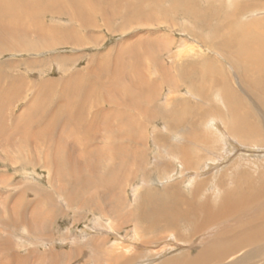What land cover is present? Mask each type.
Listing matches in <instances>:
<instances>
[{"label": "rangeland", "instance_id": "1", "mask_svg": "<svg viewBox=\"0 0 264 264\" xmlns=\"http://www.w3.org/2000/svg\"><path fill=\"white\" fill-rule=\"evenodd\" d=\"M194 1H198L197 6L200 11L210 7L211 14H224L221 10L215 11L213 9L218 4L224 5L225 14H228V12L232 14L233 9L230 11L231 6L225 5V0ZM247 1L253 3L248 7L247 15H239L236 19L243 23L252 22V48L256 47L258 49L259 45H256V42L260 40L258 38L264 35V24L256 25V22L258 20L264 21V0ZM241 2L242 0H235L234 3L237 5ZM43 3L42 0V2H35L33 5L32 2H29L28 5H32V7L41 6ZM213 4L215 5L213 6ZM161 5L167 7V9L172 6L170 0L163 2ZM124 7L127 8V6ZM31 8L29 9L31 10ZM18 9L19 13L17 15L13 16L11 13L0 15L1 22L12 25L13 21V26L19 27L20 30L25 32L23 36L21 35L22 38H19L5 32L4 28L0 26V36L3 34L5 36L0 40V128L6 133L4 135L0 134V247L5 240H9L11 243L9 244V250H7L8 254L20 253L22 257L25 255L27 260L25 258L23 264H85L84 260L92 261L90 255L87 256L84 253L79 255L73 249L79 246L86 248L88 244L87 236L96 237L99 243L107 240V242H104L106 245H103V247L111 246L115 236L110 228L116 227L119 222L125 224L122 231L119 232L121 237L125 239L122 243L125 245L126 250V247L132 244L130 234L133 232L136 236L139 233L138 228L140 225L137 223V228L133 221L128 225V220L123 216L119 217L118 222V218L115 219V213L109 211L102 213L99 209L97 210L96 206L101 205V200H103L101 199L102 195H107L104 192H108L107 199L110 198V194L114 195L112 196L114 199L112 202H115L116 199L120 203L121 209L119 212L123 214L125 211H132L136 208L141 194H149L154 191L163 192L167 195L169 187L178 184V193L189 199L193 198L191 193L194 192L193 190L196 189L197 184L205 180H209L208 183L211 185L212 183L214 185L218 184L221 179L228 181L229 184L236 182L235 184L246 192H250L247 189L250 181H252V190L255 191V188L259 187V183L264 177V147L261 146V144H264V109L239 84L240 78L236 74V71H239L231 68L225 59L220 58L214 52V48L210 46V44L212 45L216 40H219V35L217 36V33L211 28V25L217 23L216 20H209L207 22L208 28L206 25L200 24L202 22L200 20H196L198 22L191 20L190 14L184 11L166 15L162 9H159V13L153 16V20L134 22L135 20L126 21L122 17H115L114 19L111 17L110 23L106 21L107 26L103 25L106 22L102 17L96 16V28L84 30L79 24H69L70 22L65 18H60L55 21L66 26L63 27V32L67 33L64 36L68 40L71 39L70 42H72L62 44L58 42V39H61L59 34L46 31L45 36L38 33L39 28L43 24L47 27L48 21L51 20L48 13L43 10L34 17V20L31 18L34 14L28 12L27 9L25 10L24 6H18ZM225 14L219 23L226 24ZM44 15L48 18L47 25L45 24ZM90 18H92L91 15ZM53 20L51 22H54ZM32 24L34 27H32ZM27 32L28 34H26ZM68 32L71 33L70 37ZM242 37L249 39L246 33ZM54 38L56 41H54ZM4 41L6 42L4 43ZM35 44L37 45L35 46ZM211 48L213 49L210 50ZM134 52H137V57L135 56V59L132 60ZM252 58L253 61L256 60L253 55ZM229 62L235 67L234 63ZM182 64L185 67L189 64L194 65L193 69L187 68L189 81H183L184 79L178 74L180 73L178 68L182 67ZM209 67H214V70ZM88 68L92 71L99 68L104 70L100 71L104 75L96 84L95 80H89ZM254 72H252V81L259 80L261 72H256V70ZM75 73H78L79 78H81V84L78 85L79 89L76 92L69 91L67 97L62 100V89L66 87L64 84ZM224 75L228 82L233 85L232 87L237 88L238 94L253 109L252 112L250 108L251 115H254L251 119L253 124L261 128L263 140L238 135L235 137L233 134H229L228 131L223 134V130H212L209 125H206L195 130L196 134L204 133L199 137L206 143L196 145L190 143L189 145L191 147L190 151L195 152L193 156L197 158V162L193 167L195 170L176 173V169L179 170L183 167L184 161L178 155L174 146L183 144V141L186 143L187 140L183 137V134L181 135V132L177 135L178 132L175 128L168 127L169 130L165 127L166 122L163 114L166 111L175 109L178 111L180 106L176 107L173 104L175 101L180 103L178 99L188 102L189 108L187 107V109L189 111L197 109L195 104L203 102L202 95L206 98L208 96L212 97V101L227 114V108L222 105V102L213 97V95L216 97L218 94V92H215L216 94L213 92V85L218 86V81L225 78ZM138 81H145L147 91L146 95L145 93L141 94L143 97L141 99L146 101L147 104L143 103L150 108V116L144 117L137 114L135 113V107H130L127 103L124 105L122 102L124 93L121 94L120 88L128 86L136 96V92H139L134 89ZM46 82L52 83L48 84V90L46 88V90H41L39 93L40 99L44 102L41 108L35 111V114H38L35 116L32 110L28 112V108L31 109L36 103L42 102L36 99V87ZM190 82L191 84L194 82L193 85H195L194 91L192 90L193 96L189 95ZM92 85L98 89L95 92L91 91L90 94L87 89L82 88L84 86V88L89 89V86ZM112 86L117 87L118 93L108 90ZM154 90L155 94L153 93ZM173 91L180 92L181 98L173 99L172 102L170 97L172 93H175ZM95 97H100L101 101L97 103L99 104V112L102 111V115L97 118L101 121V124L96 126L90 144L83 147L80 145L82 140L79 139H82V132H77L80 127L74 126L73 123L72 125L77 131L67 137L66 131H62L66 119H59L58 126H56L58 129L54 133V136L57 138L63 137V140L65 139L67 142L71 143L73 140L72 143L74 142L76 150H74L75 158L71 159L73 161L70 164L73 166L79 165V167H70V170L66 168L64 170L63 164H60L59 169L57 168L58 170L55 171L37 158L35 153L32 155L31 150H36L30 148V146L38 145L39 142L31 135L32 124L29 122L31 118L43 117L47 121L52 112L57 110L60 101H63L64 106L75 100L78 108L82 106L90 107L92 99ZM149 97H153V99L157 97L158 100L154 99L151 103ZM2 103L3 105H1ZM48 104L49 106L55 105L53 111L47 112L46 106ZM213 107V103L207 105L205 102L203 105V109L209 111V113L213 112ZM89 112L83 114V120L79 123L83 125L87 123L88 125L89 118L95 117L94 109L91 111L89 109ZM133 115L138 116L139 121H137L140 127H138L135 120L133 122ZM114 117L120 120V124H113ZM129 118L132 122L127 128L122 123L130 120ZM15 126L23 130L25 139L30 142L29 148L23 145V133H19L17 130L14 131ZM128 133L130 136H128ZM135 140L139 143L138 154ZM114 142L126 146L125 159L128 162L121 160V157H112L111 153L118 152L113 147ZM193 146L196 147V150L192 149ZM54 149L55 147H53ZM171 151L176 153L172 154ZM85 152L89 153L87 158L82 156ZM79 155L80 157H78ZM75 161L79 164H75ZM163 162L170 163L169 172L164 173V167L161 168V171L158 168ZM114 165L120 167L116 174L110 173V169ZM209 165H212V168L207 171ZM234 165L236 169L233 168ZM127 169L128 171H126ZM85 170H87V173ZM205 170L207 174H202ZM198 171L201 172V175ZM56 172H59V175ZM194 172H197L196 175H194ZM191 175L192 177H190ZM80 176L88 185V187L85 186L86 193L79 192L80 190L77 188V177ZM180 176L181 178H178ZM188 181H193L191 186L190 184L185 186ZM229 184L227 185L229 186ZM205 191L207 197L204 199L208 202L215 200L213 190L210 191L207 187ZM68 192H75L70 198V202ZM166 198V200L168 198L173 201L176 200L174 194ZM84 200L87 202L86 204H84ZM112 202L105 200L103 206L107 208V205H109L110 208ZM94 207L95 209H93ZM249 211L252 220L259 216L264 217V199L252 203ZM21 214L24 215L27 223H24ZM229 218L227 220L229 223L223 220L221 226L227 227L231 224L235 228L251 220L248 215H239L235 219L229 216ZM217 225L215 224L214 228ZM208 230L209 228H204L198 236L209 233ZM186 232V234L182 233V241H180L181 236L174 238L177 243L183 242V244L175 245L165 242L166 250H172L168 254L172 255L176 251L183 253L186 248H190L189 243L186 242L191 237V230H186ZM161 233L166 236L170 234V232L166 234L164 231ZM219 235L220 231L216 229L213 237H219ZM40 236L44 239H39ZM194 239L192 237L190 241L193 242ZM91 245L93 248L94 244ZM181 247L183 248L179 249ZM50 249H53L59 255L63 252L66 254L56 259L57 263H55L50 255H47ZM106 249L103 248L100 252L106 251ZM30 252L32 254L26 255ZM8 254L3 252L0 254V264L7 262L6 257ZM103 255L108 257L109 253ZM158 258H161L160 255ZM237 259H242L239 264H264V241L255 244L252 248H247L234 260ZM9 262L12 263V261ZM17 262H19V258ZM104 262L106 263L105 260ZM157 263L158 261L153 262V264Z\"/></svg>", "mask_w": 264, "mask_h": 264}, {"label": "bare ground", "instance_id": "2", "mask_svg": "<svg viewBox=\"0 0 264 264\" xmlns=\"http://www.w3.org/2000/svg\"><path fill=\"white\" fill-rule=\"evenodd\" d=\"M39 1L42 2V0H0V15H5L7 13H11L13 14V16L17 15V13H19L18 6L20 7L24 6L25 10L27 9L28 12H30L31 14H34V16H31V18L34 19V17L38 13L44 10V12L50 15L51 20L48 21L47 16L44 15L45 24L48 21V25L46 24L47 25L46 27L43 24L42 27L39 28L38 33L44 34L47 31V32L59 34L61 35V39H58V42L62 44L63 43L70 44L72 42H70L71 39L69 38L71 33L69 34L68 32L69 37L67 36L70 40H68L64 36V35H67L66 32L65 33L63 32V27H66V26L60 23H56L55 20L60 19V18H65L67 21L70 22V23L68 22L69 24H73V23L79 24V26L84 30L90 29V28H96L97 26V21L95 18L96 16L102 17V19H104L105 22L109 21V23L111 21V17L112 19H114L115 17H120V18L122 17L126 21L135 20L134 22H143V21L153 20L154 19L153 16L159 13L158 12L159 9H162L163 13L166 15H169L170 13H173V12L177 14L179 11H184L190 14L189 16L191 20H195V22H198L196 20H200L202 21L200 22V24L202 23V25L204 26L206 25V27H208L207 22L209 20H216L217 23H214L213 25H211V28L213 31L217 33L216 34L217 36L219 35L218 36L219 40H216V42H214L212 45L210 44V46L214 48L215 50L214 52H216L220 58L225 59L226 63L231 68L238 70L240 72L239 73L236 71V74L240 78L239 84L244 88L247 94L250 95L251 97H254V100L257 103H259V105L262 106V109H264V35L263 37L258 38L260 40H257L256 45H259V46H258V49L256 47H253L255 49L254 50L252 48V32H253L252 22L243 23L236 19V17L239 15H244V16L245 14L247 15V12H248L247 9L251 4H253L252 2H249L247 0H242L241 3L236 5L234 3L235 0H225V5L227 4L229 7L231 6L230 11L233 9L231 11L232 14H229V12L228 14H225L226 10L224 9L225 8L224 5L213 4V6L215 5L213 8L215 11L221 10L225 14L226 24H221L223 22L219 23V21H222L224 14H220V13L211 14L210 7H207L206 10L204 11H200L199 7L197 6L198 1L193 2V0H178V1L170 0L172 6H170L168 9L167 7H162L161 4L169 0H45V1L43 0L44 2L43 5L32 7V5L35 2H39ZM179 1L181 2L179 3ZM29 2H32L31 6L28 5ZM234 4H235V7L233 6ZM124 6H127V8H125ZM28 7L29 8L32 7L31 10ZM90 15L92 16V18H90ZM52 20L54 22H51ZM107 22L106 24L104 23L103 25L107 26ZM12 23L14 24L13 21ZM13 24L9 25L7 24V22L0 21V26L4 28L5 32H9V34H13L14 36H18L19 38H22L25 32L20 30L19 27L17 28L13 26ZM259 24H264V21L258 20L256 22V25H259ZM32 27H34L33 24H32ZM108 28L110 27L108 26ZM245 33L248 34L249 39L242 37ZM26 34H28V32ZM4 37H5L4 34L0 36V40H2ZM54 41H56L55 38H54ZM5 42L6 41H4V43ZM36 45L37 44H35V46ZM213 48H211L210 50H212ZM254 52L255 54H253ZM132 55H133L132 60H134L135 59L134 57L137 55V52H134ZM252 55L256 59L255 61H253ZM229 61L234 63L235 67L232 66ZM260 65L263 70L261 69ZM189 67L190 69L191 68L193 69L194 65L189 64L185 67L182 64V67L178 68L180 70V73L178 74L180 75L181 78L184 79L183 81H189L188 80L189 76H187L188 75L187 68ZM209 68L211 69L212 67H209ZM162 70L164 69L162 68ZM255 70L256 72L257 71L261 72L260 74L261 78L259 80L252 81V72H254ZM100 71H104V70L99 68L98 70L94 69L92 71L90 68H88L87 75L89 76V80L90 81L95 80V84H96V82L102 78V75H104ZM213 73L215 74V72ZM208 74H211V73H208ZM73 75L74 76L68 78V80H66L67 82L64 84L66 87L64 86L65 88L62 89V97H61V99L63 98L62 100H64V98L67 97L69 91L76 92L79 89V86L81 84V78H79L78 73H75ZM225 78H222L221 80L218 81V86L213 85L214 86L213 92L214 93L218 92L217 96L215 97L213 95V97L219 100V102H222V105L225 106V108H227L228 110L227 114H225V112L222 111V108L220 106H218L217 104H215V102L212 101V97L208 96L206 98L204 96L205 97L204 98L202 95L203 102L201 101L195 104V107L197 109H193L189 111L187 109L188 102H186V100L178 99V98H181L180 92L173 91L175 93L171 94L170 100L172 101L173 99L174 100L178 99L180 103H177V101L175 102L172 101V102L176 107L180 106V108L178 111L175 109L172 111L164 112L163 118L166 122L165 127L175 128L176 132H178L177 135H179L181 132V135L183 134V137L187 140L186 143L185 141H183L182 142L183 144H178V146H174V148L176 149V152L184 161L183 167L179 168V170L176 169L177 170V171L175 170L176 173H178L179 171H181V173L182 172L186 173L187 171L195 170L193 167L195 166L197 162V158L193 156V153L195 152L192 150L190 151L191 147H189V145L190 143L195 144V145L206 143L204 140H202L199 137L203 135L204 133H200V134L195 133L196 132L195 130L201 129L202 127H205L206 125H209V127L212 130H216V131L223 130V134H225V132L228 131L229 134H233L235 137H237L236 135H238L241 137L247 136L249 138L253 137L257 140L258 139L263 140L261 128L257 126L256 124H253L252 122L251 117L252 116L254 117V115H251L252 114L250 112L251 106L248 104L247 101H245V99H243L238 94L237 88L232 87L233 85H231L228 82V79L227 78L225 79ZM199 80L201 79L199 78ZM133 81L135 82V80ZM51 83L52 82L42 83V84H39L38 87H36V99L41 100L42 102L36 103L33 107H31V109L28 108V112L29 110H32V113L34 112L35 114L36 113L35 111L41 108V105H43L44 101L40 99L39 93L41 92V90H46V88L48 90V84L50 85ZM129 84L131 85V83ZM148 84L150 85V83ZM193 84L194 82L192 84L191 82L189 83V88H190L189 95L191 94V96L194 95L193 91H194L195 85ZM145 85H146L145 81H138L134 89V90H138L139 92V93L136 92V96H135V93L128 86L120 88L121 94L124 93V99L122 98L123 104L125 105V103H127L130 107H135L136 108L135 113L141 114L144 117L150 116V108L143 103V102L146 103V101H143L141 99L143 98L142 95L144 93L146 95L147 90L145 88L146 87ZM10 87L9 89L12 88ZM82 88L87 89L89 91V94L91 91L95 92L98 89L97 87L93 85L89 86V89L84 88V86ZM108 90L114 93H118L117 87L112 86L111 89L109 88ZM4 92L5 90L3 91V93ZM13 93H14V90H13ZM153 93L155 94V90ZM99 98L100 97H95L94 99H92L93 101L91 100L92 102H91L90 107L82 106L81 108H78V104L75 102V100L72 101L71 103H67V105L65 106H64L63 101H60L57 106V110H54L55 108L54 104H52V106H49L48 104L46 106L47 112L48 111L51 112L54 110L52 114L50 115V117L47 118L48 122L43 117L31 118V121H29L30 124H32V129H31L32 134L31 135L34 136L35 139L40 143V144L38 143V145H35V146L34 145L30 146V148H35L36 150V151L31 150L32 155L35 153V156L37 158L42 160L46 165L48 164L49 167L54 169L55 171L57 168L59 169L58 166L60 164H63L62 166L64 167V170L65 168L70 170V167H79V165L73 166L72 164H70L73 161L71 159L75 158L74 150H76L75 149L76 146L74 142L72 143L73 140L70 143V142H67V140L65 139L63 140V137L57 138L56 136H54L55 131L58 129L56 128V126H58L57 122L59 121V119H66L67 123L65 122V125H63L62 131H66L67 137H70L71 133H74L75 131H77L75 130V127H74L75 125L76 127L77 126L80 127L79 131H77V132H82V139H79V140H82L80 142V145L83 147L84 145L90 144L91 142L90 139L92 138V134L95 131L96 126L98 124H101V121L97 119L99 118L100 115H102V111L99 112L100 111L98 107L99 104L97 103L101 101ZM156 98L154 99L158 100ZM48 99L50 98L48 97ZM149 99H150L149 102L154 100L153 97H149ZM77 102L79 101L77 100ZM205 102L207 105L208 103L209 104L213 103L214 105L213 112L209 113V111H206L203 109V105L205 104ZM1 105H3V103ZM89 109L90 111L93 109L95 110V114H94L95 117H93L92 119L89 118L88 125L87 123L85 125L79 123L83 120V114H85L86 112L90 113ZM83 110H84V113H83ZM251 110L253 112L252 108ZM37 115L35 114V116ZM136 115L132 116V120L133 122L135 120L136 124L138 123V127H140V124L138 122L139 121L138 116ZM119 122H120L119 119L115 117L113 118V124H120ZM131 122L132 121L130 119V120L124 121L122 124L128 128ZM72 123L74 126L72 125ZM132 129L134 128L132 127ZM16 130L19 133H23L22 134V138H24L23 145L29 148L30 142L25 139V134L23 130L22 129L20 130V127L18 126H15L14 131ZM0 134L4 135L6 133H4V130L0 128ZM128 136H130V134ZM134 137H136V135H134ZM134 142L136 143L135 146L137 148L136 150L138 154L139 143L137 140H135ZM110 146H112V144H110ZM261 146L264 147V144H261ZM53 147H55L54 150H53ZM113 147L116 148L118 152L114 154L111 153L112 157H115V156L121 157L122 158L121 160H123L124 162H128V160L125 159L126 152H127L126 151L127 149H125L126 146L123 144H116L114 142ZM62 148L64 149L62 150ZM80 149H83V148H80ZM192 149L196 150V147L193 146ZM176 152L171 151L172 154ZM88 155L89 153L85 152L83 153L82 156L87 158ZM78 157H80V155ZM75 164H79V162L75 161ZM93 166H96V165H93ZM162 167L165 168L164 173L169 172L168 169L170 168V163L168 162L161 163V165L158 167L160 171ZM88 168L90 169L89 166ZM210 168H212V165H209L207 167L208 170L207 169L206 170L210 171ZM233 168L236 169V166L234 165ZM119 169L120 167L118 165H114L111 167L110 173L116 174V172L118 173ZM128 169L126 171H128ZM206 170L205 172H202V174H207ZM85 171L87 173V170ZM56 173L57 175H59V172H56ZM196 173L194 172V175H196ZM199 175H201V172L199 173ZM190 177H192V175ZM178 178H181V176ZM77 180H78L77 188L80 190L79 192L86 193L85 186L88 187L87 183H85V181L83 180L81 176L77 177ZM208 181L209 180L201 181L200 183L197 184L196 189L193 190L194 191L193 193H191V195H193L192 199L186 198L180 193H178L179 184L176 186H170L167 191V195H165V193L163 192L159 193V192H154V191H151V193L149 194L143 193L141 194L139 198L136 208H134L132 211L131 210L125 211L123 214L119 212V210L121 209L120 203L116 201V199H115V202H112L114 200L112 196L114 195L110 194V198L107 199L106 196L108 195V192H104L107 195L105 196L104 194L102 195L101 199L103 200H101V205L96 206L97 210L99 209V211H101L102 213H107L108 211L115 213V216H116L115 219L118 218V222H119V217L123 216L124 218L126 217V219L128 220V225H130V222L133 221L134 224H136L138 228V224H139L140 225V227L138 228L139 233L136 236L133 234V232L130 234L131 235L130 240H132V244L126 247V250H127L126 251L124 248L125 245H123L122 243L124 242L125 239L121 237L120 232H119V231H122L125 224H122L119 222L116 225V227L110 228L111 231H113V234L115 236V240L113 241L111 246L103 247V245H106L104 242H107V240L99 243L96 237L94 238V237L87 236L86 237L88 239L87 247L86 248L81 247V246L76 247L75 249H73L74 252L79 253V255H82L83 253L87 256L90 255V257L92 258V261L84 260L86 262L85 264H153L154 261H158L157 264H239L241 263L242 259H237V260H234V259H236L238 255L242 254L247 248H252V246H254L255 244L262 243V241H264V217L259 216L257 218H254V220H252V216L249 211V208L252 203L259 201L261 199H264L263 197L264 196V177H262L261 183H259V187L255 188V191L252 190V181L249 180L250 182H248L247 189L252 193L244 191L243 188H239L235 184L236 182L229 184L228 181L226 182L221 179L218 184L214 185V183H212L211 185L210 183H208ZM192 182L193 181H188L185 184V186H188V184H190L191 186ZM227 184H229V186ZM207 187L209 188L210 191L211 190L214 191L215 200H212V202H208L206 199H204L207 197V194L205 191ZM74 193L68 192L69 202H70V198L72 197ZM173 194L176 197L175 201L171 200L170 198L166 200L167 199L166 197H169ZM201 196H202V199H201ZM105 200L112 202L110 203V206H111L110 208H109V205H107L108 209L106 208V206H103V203L105 204ZM83 202L84 204L87 203L85 200ZM113 203H115L116 205ZM93 209H95V207ZM239 215H248L251 220L246 223H242L241 225H238L235 228H233L231 224L228 225L227 223L225 224L228 225L229 227L221 226L223 223V220L224 221L226 220V222H228L227 220L230 219L229 216L235 219ZM21 217L24 223H27V220L23 214H21ZM215 224L216 225L218 224L216 228H214ZM207 227L209 228L208 230L209 233L203 234L202 236H198L199 232L203 230L204 228L208 229ZM189 229L191 230V235H190L191 237L188 238L189 241H187L186 243H189L190 248L189 249L186 248L183 253L176 251L172 255L168 254L172 252V250L170 251L166 250V245H164L165 242H170V244H175V245L183 244V242L177 243L174 238L181 236L180 241H182V233L186 234L187 233L186 230H189ZM216 229L220 231L219 237H213ZM162 231H164L166 234L170 232V234L166 236L165 234L161 233ZM192 237L193 239L195 238L193 242L190 241ZM39 239L43 240L44 238L40 236ZM10 243L11 242H9V240L4 241V243L0 247V254L2 252L8 254L7 250H9ZM91 244H94L93 248L91 247L92 246ZM103 248L105 249L107 248L106 251L100 252V250ZM177 248H174V249H177ZM182 248L183 247L179 249H182ZM106 253H109L108 257H105L103 255ZM250 253L252 254V252ZM30 254H32V252L26 255H30ZM65 254L66 253L63 252L59 255L53 249H50L47 252V255H50V258L55 263H57L56 259H59V257L61 258L62 255L64 256ZM159 255L161 258H158ZM17 257L19 258V262H17V259H18ZM25 258L27 260V257L25 255L22 257V254L20 253H16L13 255L8 254V256L6 257L7 262H4L2 264H10L9 261H12L11 264L13 263L23 264V260ZM104 260L106 261V263L104 262Z\"/></svg>", "mask_w": 264, "mask_h": 264}]
</instances>
